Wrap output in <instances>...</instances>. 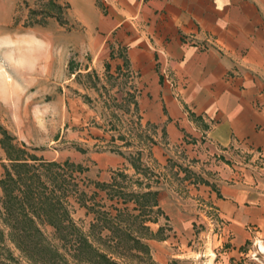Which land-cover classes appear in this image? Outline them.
<instances>
[{"label": "rangeland", "instance_id": "1", "mask_svg": "<svg viewBox=\"0 0 264 264\" xmlns=\"http://www.w3.org/2000/svg\"><path fill=\"white\" fill-rule=\"evenodd\" d=\"M99 7L102 0H0V178L26 175L18 170L21 167L11 166L14 162H55L36 165L34 172L47 189L60 195L62 207L86 237L119 264H213L227 251L232 234L217 205L198 192L192 205L188 191V184L204 178L188 165L197 161L203 168L207 160H192L181 145H167L176 157L168 160L164 174L155 170L144 159L148 147L143 144L149 141L135 115L136 87L107 67L83 70L90 60L87 21ZM228 152L225 159L214 157L217 163L228 164L226 176H213L215 184L264 177L262 148L231 145ZM107 153L124 156V164L106 165L100 159ZM165 184L170 191L165 209L141 206L119 192ZM12 186L4 188L0 182V264H58L56 255L35 249L33 254L16 244L21 230L12 226L18 221L19 199L12 201L5 191L19 195L22 190L21 184ZM39 199L31 202L47 241L69 264H91L88 254L61 240L55 226L45 220L50 206L42 209L44 204L34 202ZM176 204L194 216L190 237L182 241L188 252L159 263L144 240L170 236V246L180 252V238L188 231L175 222ZM109 215L114 216L113 223ZM116 223L127 232L111 229ZM249 243H255L252 260H264L256 241Z\"/></svg>", "mask_w": 264, "mask_h": 264}, {"label": "crops", "instance_id": "2", "mask_svg": "<svg viewBox=\"0 0 264 264\" xmlns=\"http://www.w3.org/2000/svg\"><path fill=\"white\" fill-rule=\"evenodd\" d=\"M102 3L87 21L90 60L83 70L107 67L136 87L135 115L149 141L143 158L155 170L164 174L176 157L171 145H181L192 160H207L203 168L197 161L188 165L204 177L188 191L192 205L197 192L217 205L232 234L213 264H264L252 260L255 243H249L264 251V177L213 181L228 171L226 160L219 164L214 157L227 158L231 145L264 150V0ZM124 159L107 153L100 160L119 165ZM151 189L156 199L148 206L165 209L168 186L144 190ZM176 206L175 222L188 231L194 216ZM187 233L180 252L170 236L144 242L157 262L166 263L169 255L188 252L182 249Z\"/></svg>", "mask_w": 264, "mask_h": 264}, {"label": "trees", "instance_id": "3", "mask_svg": "<svg viewBox=\"0 0 264 264\" xmlns=\"http://www.w3.org/2000/svg\"><path fill=\"white\" fill-rule=\"evenodd\" d=\"M51 163L55 162L44 161V163L41 164L33 162H14L11 166L21 167L18 168V170L24 172L26 171V175L23 176L24 174H18L14 177L12 176L10 180L0 178V182L3 183L4 188L6 187V185H11L10 188L12 189V184L14 185V183H18L19 187L21 184L20 190H22V194L19 193V195H14L13 193L10 194L5 191V194H8L10 197L13 196V199L10 198L12 201L19 199L17 203H19L20 208H18L17 210V216L15 215V217H18V221L15 225L12 226L13 228H16V231L21 230L17 233V238L15 241L16 244L21 246L25 250L33 251V254L35 249L42 254L43 252H45L48 253V255H56L59 258L58 264H69L68 259L65 257V255L59 252L57 248L50 243V241H47L46 237L43 235L41 228L38 226L36 218L39 217V214L33 210L31 200L32 198L33 200L41 198L42 200L39 199L40 201L35 200L34 202L44 204V206H41L42 209H44L45 205L50 206L48 207V211H50L53 216H51L52 218H50L49 215L51 213L49 212L46 215L47 217H45V220L49 221L55 226L57 232L60 234L61 240L69 242L72 246H74L75 249L78 250V252H84L85 254H88L90 259L88 258L87 260L91 264H119L109 254H106L105 252L100 250L98 246L93 243V241L86 237L81 228L78 225H75L72 219H70L67 210L62 207L63 205L61 204V199L59 198L60 195H58L51 187L47 189L46 183L38 177L37 173L34 172L36 165H50ZM30 170L34 172L32 173L34 174V176L32 174H28ZM63 179L64 178H62V180ZM4 182L6 183L4 184ZM61 184H63V182ZM56 185L58 186V183H56ZM119 192L126 193L129 197H134V199H136L141 206L151 205V203L155 201L157 193L153 189L135 191H126V189H121ZM8 195L6 197H9ZM5 200L6 198L3 197V201ZM56 209L58 210L57 212ZM51 210H54L55 212L53 213ZM117 214L118 213H116L115 216H117ZM113 217L114 216L109 215L108 218L110 223L114 222ZM95 225L96 222L92 221L91 226ZM109 226H112V224H110ZM112 227L113 228L111 229H117L118 231L123 230L127 232V228L122 224L120 225L119 223H116ZM135 240L140 241L139 238H136ZM52 259L53 261H55L54 257Z\"/></svg>", "mask_w": 264, "mask_h": 264}]
</instances>
